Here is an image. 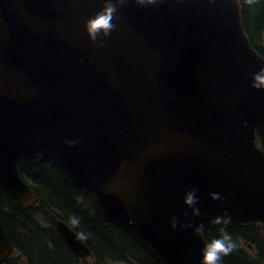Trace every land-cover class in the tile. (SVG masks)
Segmentation results:
<instances>
[{"label": "water", "instance_id": "obj_1", "mask_svg": "<svg viewBox=\"0 0 264 264\" xmlns=\"http://www.w3.org/2000/svg\"><path fill=\"white\" fill-rule=\"evenodd\" d=\"M31 2L0 0V7L16 16L10 26L0 30V41L12 45V53L25 57L34 54L49 69L46 87L30 92L15 112L7 110L0 93V190L7 191L23 207H29L32 200L17 173V158L30 153L58 158L62 136L78 135L75 123L85 114L92 117V124L114 128L129 118L139 120L147 132L145 136L139 128L129 127V137L138 141L125 149L123 160L92 169L83 188L93 199L94 183L109 174L121 183L126 181L123 164L144 167L149 174L155 165L169 166V154L176 155L182 141L190 143L192 151L207 156L186 157L185 162L202 170L203 176L210 175L209 185L215 181L212 170L219 178L223 164L233 163L246 170L264 162V153L255 142L257 134L264 143V87H252L254 76L264 69V60L243 32L238 0H84L56 17L54 25L33 12ZM106 5L116 8L111 21L115 27L107 36L97 33L92 40L79 17L100 14ZM186 94H199L200 99L184 106L180 124L168 125L172 122L170 114L160 103ZM60 95L68 103L59 111L70 118V123L57 124L49 128V139L34 141L38 121ZM49 120L46 118L44 126ZM159 122L167 125L164 132L152 126ZM111 136L119 148V132H111ZM242 177L253 181L247 175ZM188 178L189 173L176 168L163 172L150 188L155 200L145 217L149 226L141 236L132 234L159 264H200L204 242L197 227L203 224L205 230L216 226L211 223L216 214L227 212L230 200L236 195L243 197L248 190V186L238 184L239 193L223 178L220 181L225 182L226 191L215 185V196H208L205 203L199 196L194 199L196 203L171 219V209L185 206L172 181L188 184ZM150 182L142 181L139 190ZM134 183H138L137 176L125 182L123 189ZM204 194L209 195L205 189ZM119 198L122 196H104L106 201ZM261 199L256 195L252 202L262 207ZM193 209L201 215L196 216ZM261 220L264 222V216ZM63 236L71 246L69 237ZM10 251L0 224V263Z\"/></svg>", "mask_w": 264, "mask_h": 264}, {"label": "trees", "instance_id": "obj_2", "mask_svg": "<svg viewBox=\"0 0 264 264\" xmlns=\"http://www.w3.org/2000/svg\"><path fill=\"white\" fill-rule=\"evenodd\" d=\"M240 3L243 29L250 42L264 57V0H254L252 3H248V0H240ZM260 147L264 151V145ZM19 169L22 178L31 183L34 189H37L36 191L43 195L44 199L54 208L63 212L69 222L72 216L79 218L80 225L75 228L87 235L91 245H96L118 262H124L126 255L129 254L134 257L135 264H139L141 261L145 264H158L120 228H104L94 220L88 205L76 201L77 195L72 190L70 183L53 162L30 155L21 159ZM39 197L42 198V196ZM0 209H4V212H0V220L9 240L17 250V257L26 255L28 264L74 263L71 259V251L65 245L62 237L60 238L56 233L54 225L48 227L52 232L45 233L47 228L38 224V217L31 214L29 208H23L9 194L1 191ZM48 214V212H44V216L50 218ZM223 231H227L230 235L232 233L227 229ZM219 233L213 229L212 236H216L210 237L209 240L218 238ZM237 233L238 237L243 240L253 238V245H256L257 248V258L252 257L246 251L243 252L236 244L232 253L224 256L221 261L224 264H261V258L264 259V238L257 236L253 232V228L248 227L239 226ZM231 236L233 237V235ZM47 238L49 243L54 245L52 250H49L46 244L45 239ZM240 238L238 239L241 240ZM254 253L253 250V255Z\"/></svg>", "mask_w": 264, "mask_h": 264}, {"label": "clouds", "instance_id": "obj_3", "mask_svg": "<svg viewBox=\"0 0 264 264\" xmlns=\"http://www.w3.org/2000/svg\"><path fill=\"white\" fill-rule=\"evenodd\" d=\"M138 3H143L144 0H137ZM149 3L152 0H148ZM254 0H248V3H252ZM116 11V8L112 5L105 7L102 14H97L94 19H91L87 22L86 28L90 39L95 40L96 34L100 31H103L107 36L109 32L115 27L111 21L113 19V13ZM253 88L260 89L264 87V69H261L260 74L254 76ZM215 198V197H214ZM187 205L191 206L196 201L193 199V196L189 194L184 201ZM193 212L196 216L201 215L199 210L193 209ZM187 213H185L186 215ZM70 223L73 226L78 227L80 225V220L76 216L70 217ZM212 224H228L230 223V217L227 216L226 219H223L220 216L215 217L212 221ZM204 230V225L200 224L196 231L201 233ZM78 238L85 239L86 236L83 232L77 234ZM236 248V244L232 239V236L227 231H222L221 235L218 238H213L205 242V245L202 249V260L200 264H220L222 258L232 253Z\"/></svg>", "mask_w": 264, "mask_h": 264}, {"label": "flooded vegetation", "instance_id": "obj_4", "mask_svg": "<svg viewBox=\"0 0 264 264\" xmlns=\"http://www.w3.org/2000/svg\"><path fill=\"white\" fill-rule=\"evenodd\" d=\"M73 190V189H72ZM74 192H75V194L77 195L76 196V201L78 202V203H84V204H86V205H88L85 201H84V199H82V194L81 193H79L78 191H76V190H73ZM90 210V209H89ZM61 212V211H60ZM61 214H62V218L77 232V233H80V232H82V231H79L78 229H76L75 228V226H73L70 222H69V220H68V218L65 216V214L63 213V212H61ZM92 217V216H91ZM102 227H104V228H109V227H107V226H104V225H102ZM84 233V232H83ZM85 234V233H84ZM85 236H86V238L85 239H83L85 242H86V244L88 245V247L90 248V249H92L93 251H94V254H95V256H96V261H94V262H92L90 259H88V257H85V258H83L82 260H81V262L72 254V256H71V259L74 261V263H72V264H99V261H102L103 260V257H105L106 258V263L107 264H112V261L114 260L112 257H110L109 255H108V253H106L105 251H102L101 249H99L96 245H91L90 243H89V238L87 237V235L85 234ZM46 244H47V246L48 247H51L52 249L54 248V245L53 244H50L49 243V240H48V238H47V242H46ZM125 262H129V263H133V264H135L134 262H135V259H134V257H132L131 255H129V254H127L126 255V258H125V260H124ZM139 264H145V263H143L142 261H141V263H139Z\"/></svg>", "mask_w": 264, "mask_h": 264}, {"label": "rangeland", "instance_id": "obj_5", "mask_svg": "<svg viewBox=\"0 0 264 264\" xmlns=\"http://www.w3.org/2000/svg\"><path fill=\"white\" fill-rule=\"evenodd\" d=\"M251 253H253V251ZM113 264H119V263H113ZM121 264H125V263H121Z\"/></svg>", "mask_w": 264, "mask_h": 264}]
</instances>
